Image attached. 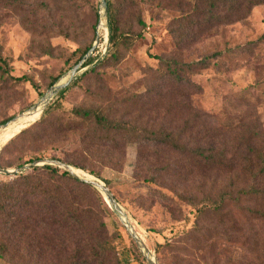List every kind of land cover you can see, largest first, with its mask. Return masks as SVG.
Listing matches in <instances>:
<instances>
[{"label": "trees", "instance_id": "1", "mask_svg": "<svg viewBox=\"0 0 264 264\" xmlns=\"http://www.w3.org/2000/svg\"><path fill=\"white\" fill-rule=\"evenodd\" d=\"M34 1L0 0V3L11 4V9L18 11L32 9ZM156 1L158 5L166 3L179 13L169 26L179 46L211 37L220 27L244 21L254 8L264 5V0ZM107 5L108 51L97 66L74 82L75 85L96 75L100 66L120 63L124 53L142 37L146 26L139 15L134 16V25L123 21L126 12L137 7L133 0L108 1ZM135 27L139 30L135 31ZM91 48L90 45L74 52L72 65V60L67 61L68 71ZM238 51L245 50L239 48ZM223 54L215 53L189 64L175 58H158L162 66V89L153 87L146 95L129 99L121 117L117 110L120 104L65 110L59 99L66 88L41 119L10 140L1 154L10 150L30 151L29 159L18 168L37 160L54 159L100 178L96 167L119 172L124 167L125 148L136 145L135 182L154 183L163 188L167 179L183 182L195 176H200V180L214 176L215 180H229L230 184H225L219 194L201 198L178 194L168 188L179 201L194 208L195 224L190 232L175 236L174 242L156 244L155 252L161 258L171 256L172 264H191L195 255H205L207 248H216L215 244L208 245L209 238H215L230 244L239 243L240 249L250 254L248 262L236 264H264V131L260 121L251 115L253 118L246 124L223 131L206 115L195 113L191 105L192 95L199 89L192 83L191 76L207 69L211 59ZM93 57L85 62L84 68L93 65ZM61 75L53 79L50 86ZM96 81H100L98 76ZM25 82H28L26 77L10 75L8 60L0 56V85L16 87ZM166 98L181 103L173 108L188 117L180 124L166 121L157 126L155 122H142L154 109H159L160 102ZM134 110L142 117L130 118ZM74 132L79 134L78 148L72 153L63 152V158L48 155L49 145ZM110 213L108 205L92 186L55 167L33 168L11 181L0 182V256L31 263L49 256L64 257L60 264H130L122 255L131 249L126 248L119 230L116 237L108 235L104 220ZM121 245L122 251L118 249ZM135 257L134 262L146 264L139 253Z\"/></svg>", "mask_w": 264, "mask_h": 264}, {"label": "rangeland", "instance_id": "2", "mask_svg": "<svg viewBox=\"0 0 264 264\" xmlns=\"http://www.w3.org/2000/svg\"><path fill=\"white\" fill-rule=\"evenodd\" d=\"M108 1L121 0H106ZM133 1L137 7L128 10L123 21L134 25V16L139 15L146 26L141 32L142 37L135 41L130 51L124 53L120 63L115 65L110 62L100 66L96 75L80 80L76 85L74 82L105 58L109 48L108 22L107 17H101L100 0H35L32 9L22 8L18 11H13L11 4L0 3V56L8 60L12 77L28 79V82L16 87L0 85V127L5 125L2 122L14 120L37 104L51 88L53 79L61 74L63 77L70 71L69 66L74 61L72 54L90 45L93 47L99 36L97 48L92 55L95 62L67 87L59 99L65 110L77 106L120 104L117 110L121 117L129 99L144 96L153 87L159 86L162 89V66L158 58H175L189 64L224 52L219 58L211 59L207 69L191 76L192 83L199 87L191 98L195 113L206 115L209 121L223 131L231 126L246 124L253 118L251 115H254L264 131V5L254 8L244 21L220 27L211 37L179 46L169 32L170 22L179 17L177 11L169 8L166 3L158 5L156 0ZM134 30L139 29L135 27ZM254 42L257 43L252 45ZM239 48H244L245 51L240 53ZM97 59L100 60L96 61ZM68 60H72L70 65ZM97 76L100 81H96ZM57 97L59 94L51 103ZM178 104L181 103L166 98L160 102V108L154 109L142 122H155L157 126L166 121L180 124L188 116L174 110L173 107ZM139 116L142 117L134 110L130 118ZM19 126L21 124L11 125L4 131L0 129V165L12 166L0 169H16L29 159L27 155L30 151L20 153L10 150V153L1 154L9 143L1 145L2 140L16 135L20 131ZM78 147L79 134L68 133L60 137L55 145H49L47 153L63 158V152L72 153ZM137 151L136 145H127L125 158L122 160L124 167L119 172L96 167L100 175V178H96L80 171L87 175H83L84 178L89 176L109 188L158 262L172 264V257L165 255L161 258L155 252V245L172 241L183 232H190L195 224V210L179 201L169 189L178 194L201 198L202 195L219 194L224 185L230 182L215 180L214 176L207 180H200V176H195L183 182L167 179L166 187L163 188L154 183L135 182L133 177ZM12 179L13 177L0 174V182ZM100 195L106 202L104 196ZM110 211V215L104 220L108 235L116 237V231L119 230L126 248L131 249L130 252H124L122 257L130 264H138L134 262L135 255L139 253L143 258L142 254L117 214L112 209ZM209 239L208 245L215 244L216 248H207L205 255L191 257V264H236L240 261L248 262L251 258L246 250L240 249L239 243ZM121 247L122 245L118 249ZM262 258L264 260V253ZM60 261H64V257L56 259L45 256L31 263L0 256V264H60ZM144 261L148 264L145 259Z\"/></svg>", "mask_w": 264, "mask_h": 264}, {"label": "water", "instance_id": "3", "mask_svg": "<svg viewBox=\"0 0 264 264\" xmlns=\"http://www.w3.org/2000/svg\"><path fill=\"white\" fill-rule=\"evenodd\" d=\"M100 9H101V17L106 18L107 12H108V5L106 0H100ZM109 32V27H108ZM99 36H97V40L95 45L91 48V50L87 53V55L77 64L75 65L66 75L61 77L51 88L47 91V93L42 97V99L32 106L28 111L23 113L22 115L16 117L14 120L6 123L0 129L2 131L7 130L11 125L17 126L18 124H21L24 126V128L21 130L32 126L37 120L40 119L44 111L47 109L49 104L52 102V100L64 89H66L74 80L78 78L79 75L83 74L85 71H87L88 68H84L85 62L94 54L98 41ZM35 115H40L39 118L33 122L30 123V119H32ZM18 132L16 135L21 133ZM16 135L12 136L7 142H9L11 139H13ZM6 142V143H7ZM5 143V144H6ZM43 166H51L55 168H59L63 170L64 172L68 173L73 178L79 180L80 182H83L85 184H88L92 186L94 189L99 191L105 198L107 204L109 205L110 209L113 210L119 217L121 224L127 231L128 235L131 237L137 248L139 249L140 253L142 254L143 258L146 260L148 264H160L156 257L151 253V251L147 248L139 234L136 232L133 225L130 223L128 216L124 212V210L121 208L120 204L115 199L114 195L111 193L109 188L103 184L100 181H97L91 177L84 178L85 175L82 171L79 169H76L66 163H63L58 160L54 159H47V160H37L34 162H31L27 165H24L22 167L13 169V170H3L0 169V174L5 175L7 177H15L17 175L23 174L24 172H27L33 168L43 167Z\"/></svg>", "mask_w": 264, "mask_h": 264}, {"label": "bare ground", "instance_id": "4", "mask_svg": "<svg viewBox=\"0 0 264 264\" xmlns=\"http://www.w3.org/2000/svg\"><path fill=\"white\" fill-rule=\"evenodd\" d=\"M103 23H104V21H103ZM103 25V24H102ZM102 27V26H101ZM104 27V26H103ZM105 28V27H104ZM101 29V28H100ZM105 33V32H104ZM106 38V37H105ZM39 116L40 115H35L32 119H30L31 121L29 122V124L30 123H33V122H35L38 118H39ZM24 128V126L23 125H21V126H19V128H18V130H22ZM19 131V132H20ZM12 136H14V135H12ZM12 136L11 137H8V138H6V139H4V140H2V143H1V145H3L4 143H6L10 138H12ZM1 148V147H0Z\"/></svg>", "mask_w": 264, "mask_h": 264}]
</instances>
